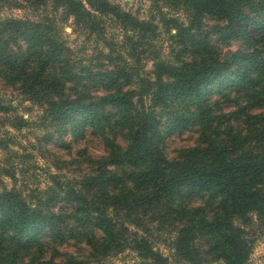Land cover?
<instances>
[{
  "label": "clouds",
  "instance_id": "1",
  "mask_svg": "<svg viewBox=\"0 0 264 264\" xmlns=\"http://www.w3.org/2000/svg\"><path fill=\"white\" fill-rule=\"evenodd\" d=\"M243 13L264 16V0H0V264H127L126 242L101 222L120 211L114 194L153 177L157 188L187 184L217 166L239 207L201 264H264V67L236 55L264 58V39L244 33ZM225 65L246 71L239 91L192 92L191 102L172 93ZM67 101L98 119L62 124ZM157 119L138 152L142 126ZM209 186L175 204L207 199Z\"/></svg>",
  "mask_w": 264,
  "mask_h": 264
},
{
  "label": "trees",
  "instance_id": "2",
  "mask_svg": "<svg viewBox=\"0 0 264 264\" xmlns=\"http://www.w3.org/2000/svg\"><path fill=\"white\" fill-rule=\"evenodd\" d=\"M91 2V0H90ZM106 2V0H103ZM244 23L241 27L244 30V33L248 35V28L253 27L258 31V35L264 39V18L249 16L247 13H243ZM250 21V23H249ZM228 36L233 35V33H228ZM236 55L241 61H247L249 64L256 67H264V61L258 60L254 53H245L243 51L237 52ZM247 82L246 71H242L239 68H233L231 65H225L220 71L216 73L215 76H210L202 82H198L197 87L185 90L183 88H171L174 96L183 97L191 102V94L195 92L197 96L207 95L208 88L213 83L219 84H229L231 88H235L237 91L243 86L240 82ZM67 107L61 113L60 116L56 117L57 120H60L62 124H69L74 126H82L85 123H88L91 119H98L92 106L78 105L74 101L65 102ZM163 107H166L164 105ZM162 115V112L159 114ZM160 120H155L154 124L145 123L141 128V139L140 143L137 145V151H144L146 146L152 142L156 136V125H159ZM186 120H176L177 126H184L187 124ZM194 147V146H193ZM206 174H201L200 177L195 179H190L185 177V180L190 182L185 184L183 180L178 181L174 187L167 188H157L155 183V178L141 180L135 186V191L128 192H117L114 195L116 199L113 201L117 204L120 211L118 214H121L124 217H104L105 220H102V223H107V231L105 235L109 236L110 239L114 240L118 233L121 234V231H127V227H124L128 222L138 221L141 214L145 213L146 209L149 207H154L158 205L159 202L164 201L166 192L168 196V201H173L174 195L179 188L183 186H188L195 190L204 189L206 185H210L207 190L211 192L215 197L220 199L217 202L216 213L210 218H203L202 215H199V211L193 210L188 211L183 206L178 207L177 215L188 216L189 224L186 227L179 229L178 238L176 243V250L178 251L179 256L185 260L189 261L192 264H201L198 252L195 246L192 244L193 230H198L200 233H205V236H208L207 242L211 244L212 239L216 236H221L231 227L232 215L235 213L237 204L231 188L228 187V182H226V173L217 166V171H212V169H205ZM212 171V172H209ZM67 199L71 202L80 201L83 199L81 195L76 192H69ZM259 203V201H257ZM86 213L90 215V210L88 208L84 209ZM95 210V209H92ZM3 211L2 205H0V212ZM133 216V218L131 217ZM128 221V222H126ZM138 223V222H137ZM29 225H34L31 230L39 231L43 228V221L37 219L35 221H29ZM28 227V225H26ZM104 228H101V231H104ZM120 240V239H118ZM132 249L137 252L140 257L145 260L144 264H170L167 259L155 251L150 243L144 238L140 237L134 239ZM118 244V243H117Z\"/></svg>",
  "mask_w": 264,
  "mask_h": 264
},
{
  "label": "rangeland",
  "instance_id": "3",
  "mask_svg": "<svg viewBox=\"0 0 264 264\" xmlns=\"http://www.w3.org/2000/svg\"><path fill=\"white\" fill-rule=\"evenodd\" d=\"M262 17L264 18V16ZM248 35L255 37L256 35H258V31L253 27H250L248 28ZM254 56L258 60L264 61V58L259 57L255 53ZM230 89L235 88H231L229 84L213 83L208 88L207 94H211L213 91L223 92ZM164 114L165 113L162 111V115ZM173 123H176V121H174ZM179 127L183 126L180 125ZM44 139L45 142H51L54 146H61L60 140L54 139L53 134H49ZM189 144L191 146H195V141H189ZM192 191H195V189L190 188L188 186H183L178 189V191L176 192V196L181 197L186 192ZM176 199L178 198H174L173 201H168L167 204H165L164 201H161L158 205H155L154 207H149L148 209H146L145 213L141 214L140 216H138L137 214L139 220L136 222L130 223L126 221L128 223L124 224V227H127V231H121V234L118 233V237L116 236L113 242L118 243V239L126 242L125 247L121 248V251L127 252L128 256L130 257V259L127 261V264H144L145 260H143L140 255H138L137 252L132 249L134 239L140 237H144L150 243L151 246L152 244L149 238L156 239L160 243L161 247L154 248V246H152L153 249L162 254L170 264H180V262L192 264L189 261L183 260L179 256L178 251L176 250L178 231L179 229L186 227L189 224L187 222L189 220L188 216L177 215L178 207L182 205H176ZM219 199L220 196L215 197L213 194H211L209 190H207V199L197 198L191 200L189 202V205L183 207L185 209H188V211H191L192 213L193 210L199 211V215L201 214L203 218H210L216 213V210L219 211V209H217V202ZM119 216L124 217L122 215V211L121 214H118V212H114V215L112 217L115 218ZM131 217L133 218L132 215ZM165 233L166 235H164ZM128 236H131V241L128 240ZM173 236L175 238L171 239V237ZM207 239L208 236H205V233H200V231L198 230H193L192 244L195 246L200 260L203 259V257L201 256V252L203 250L204 244H210L209 242H207ZM117 246L119 247V243L117 244ZM173 249L175 250V252H173ZM132 253H135V255H132ZM207 255L208 252L205 250L204 257H206ZM173 256L175 257V259H169V257ZM121 264H125L123 258L121 259Z\"/></svg>",
  "mask_w": 264,
  "mask_h": 264
}]
</instances>
